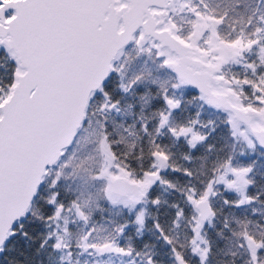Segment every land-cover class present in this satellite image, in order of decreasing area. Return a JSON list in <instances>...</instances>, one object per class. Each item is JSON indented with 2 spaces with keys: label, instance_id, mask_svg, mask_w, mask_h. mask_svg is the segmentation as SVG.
<instances>
[{
  "label": "snow or ice",
  "instance_id": "obj_1",
  "mask_svg": "<svg viewBox=\"0 0 264 264\" xmlns=\"http://www.w3.org/2000/svg\"><path fill=\"white\" fill-rule=\"evenodd\" d=\"M0 264H264V0H0Z\"/></svg>",
  "mask_w": 264,
  "mask_h": 264
}]
</instances>
